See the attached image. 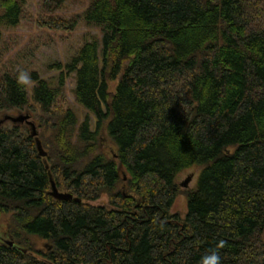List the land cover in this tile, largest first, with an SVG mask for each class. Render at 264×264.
<instances>
[{"label": "trees", "instance_id": "16d2710c", "mask_svg": "<svg viewBox=\"0 0 264 264\" xmlns=\"http://www.w3.org/2000/svg\"><path fill=\"white\" fill-rule=\"evenodd\" d=\"M61 4L44 0L37 24L82 21L101 36L55 65V87L30 71V97L18 70L0 71V115L33 101L47 152L27 125L0 124L13 241L0 242V264H199L213 249L222 264H264V0H88L71 17ZM23 16V0H0V41ZM193 167L196 186L182 189ZM51 181L80 201L53 197ZM181 191L183 218L171 211Z\"/></svg>", "mask_w": 264, "mask_h": 264}, {"label": "rangeland", "instance_id": "374dc122", "mask_svg": "<svg viewBox=\"0 0 264 264\" xmlns=\"http://www.w3.org/2000/svg\"><path fill=\"white\" fill-rule=\"evenodd\" d=\"M43 1L44 0H23V18L17 26L3 30L2 40L0 41V71L5 69H16L18 71L27 72L36 71L40 77L46 79L50 82L51 86L55 87L57 75L61 71V69L55 65H57V63L64 64L77 52L85 41L90 39L99 40L101 35L96 27L87 26L82 21H79L73 30H54L40 27L37 24V20L42 15ZM87 2L88 0H62V4L55 9V12L65 17H71L81 13ZM116 82V80L109 81L108 85L110 91L114 90ZM32 85L33 83L31 82L30 86H28L29 97ZM73 87L74 77L73 74H69L64 81L63 90L68 105L76 111L78 119L82 120L86 114V110L75 102L72 92ZM31 103L34 107L27 108V110L25 109V111L21 113H28L30 115V119L35 123L39 135L41 128L36 119L40 116L38 105L33 101H31ZM5 113H7V115H17L20 112L9 110ZM5 113L2 114L3 116L0 115L2 119L0 122L1 125L11 128L18 124L8 119L3 120L4 115H6ZM34 114L37 116L34 117ZM19 123L20 125L25 124L23 122ZM100 145V150L102 149L107 156L115 155V146L104 129L102 130ZM198 171V167L185 169L177 176V183H182L188 175L191 174L192 179L189 182L188 188H194L198 179ZM180 187L184 189V187ZM98 203L108 206L105 196L95 201V204ZM186 210L187 197L184 192L181 191L171 211L173 213H178L183 218L186 214ZM8 217L9 216L6 214L0 215V242H4V239L12 241L7 233ZM39 244L43 245L44 243L41 242Z\"/></svg>", "mask_w": 264, "mask_h": 264}, {"label": "water", "instance_id": "95a60500", "mask_svg": "<svg viewBox=\"0 0 264 264\" xmlns=\"http://www.w3.org/2000/svg\"><path fill=\"white\" fill-rule=\"evenodd\" d=\"M5 119H8L15 123H19V122L25 123L29 128L30 135L35 137L36 146H37L39 155L43 157L47 155V152L44 150L41 144V141L38 139V131L36 129V125L30 119V115L28 113H19L17 115H7L6 114L4 115L3 120ZM191 179H192V175L189 174L188 177L182 183H180V186L187 188ZM51 195L57 199H63V200L74 199L76 201H80L78 197H73V195L70 193L59 191L53 181H51ZM263 236H264V233H263ZM4 242L8 244L9 246L13 245V242L11 240L4 239ZM22 250L26 252V249H22Z\"/></svg>", "mask_w": 264, "mask_h": 264}, {"label": "clouds", "instance_id": "9594fccd", "mask_svg": "<svg viewBox=\"0 0 264 264\" xmlns=\"http://www.w3.org/2000/svg\"><path fill=\"white\" fill-rule=\"evenodd\" d=\"M32 82L31 74L27 71H18L16 83L18 87L27 88ZM199 264H222L221 255L218 249L210 250L201 256Z\"/></svg>", "mask_w": 264, "mask_h": 264}]
</instances>
